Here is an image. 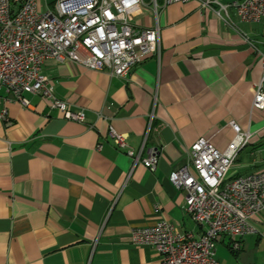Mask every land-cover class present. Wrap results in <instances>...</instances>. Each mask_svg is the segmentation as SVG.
I'll use <instances>...</instances> for the list:
<instances>
[{
    "label": "crops",
    "instance_id": "0c3cea01",
    "mask_svg": "<svg viewBox=\"0 0 264 264\" xmlns=\"http://www.w3.org/2000/svg\"><path fill=\"white\" fill-rule=\"evenodd\" d=\"M151 1L132 11L131 22L138 29L158 24L160 54L145 56L125 77L44 62L54 96L82 110L83 122L65 119L38 94L25 95L27 107L3 104L0 264H162L154 248L132 244L130 233L163 219L195 237L203 232L169 175L200 137L224 150L230 121L253 135L226 178L264 170V110L252 108L264 21H241L232 7L219 18L196 0H156L155 16ZM55 2L38 0V8ZM110 128L135 150L149 128L146 147L160 151L156 170L132 167ZM251 223L255 231L241 238H217L220 264H264V211Z\"/></svg>",
    "mask_w": 264,
    "mask_h": 264
},
{
    "label": "built area",
    "instance_id": "2783aa9c",
    "mask_svg": "<svg viewBox=\"0 0 264 264\" xmlns=\"http://www.w3.org/2000/svg\"><path fill=\"white\" fill-rule=\"evenodd\" d=\"M187 1L190 0H163L162 6ZM196 1L201 9L211 10L219 18H228L232 7L241 21H264V0ZM141 4H145L144 0H56L53 8L39 10L38 0H0V117L7 114L3 104L17 101L27 107L25 95L38 94L50 99V107L62 112L65 119L83 122L82 110H72L67 102L54 96L42 66L52 59L125 77L145 56H159L158 24L138 29L131 22L132 11ZM157 8L156 0H152L155 16ZM258 53L262 74L255 85L252 108L264 110V53ZM229 125L233 137L224 150L200 137L191 145L183 164L169 175L171 184L186 192L185 210L204 228L203 232L195 237L163 219L130 233L132 244L151 246L161 256L162 264H220L215 258L219 236L241 238L255 231L251 220L264 211V170L226 178L253 135L234 121ZM149 128L137 150L113 128L109 136L131 159L132 167L141 163L154 172L160 151L146 147ZM232 248L239 246L235 243Z\"/></svg>",
    "mask_w": 264,
    "mask_h": 264
}]
</instances>
